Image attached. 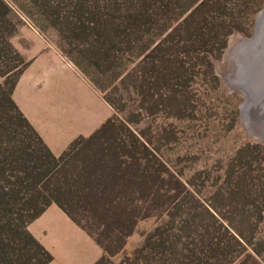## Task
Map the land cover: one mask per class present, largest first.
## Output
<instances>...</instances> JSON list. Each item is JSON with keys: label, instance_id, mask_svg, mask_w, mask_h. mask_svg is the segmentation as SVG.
<instances>
[{"label": "rangeland", "instance_id": "rangeland-1", "mask_svg": "<svg viewBox=\"0 0 264 264\" xmlns=\"http://www.w3.org/2000/svg\"><path fill=\"white\" fill-rule=\"evenodd\" d=\"M1 1L6 7L0 6V66L9 62L23 68L13 97L32 113L46 145L53 151L65 150L74 139L89 136L111 117H116L118 125L131 118L135 121L132 129L157 157L149 155L151 186L164 194L165 204L158 200L155 215L139 220L126 238L124 251L113 258L115 263L141 246L146 235L167 220L156 215L161 207H169L174 193L182 195L181 213L191 212L197 221L207 225L211 223L207 209L217 207L226 223V207L232 210V201L226 196V186L233 189L229 176L246 169L248 163L253 165L248 175L255 176L258 163L264 161V143L245 131L240 111L245 97L229 92L220 74L237 68L246 45L244 39L232 62L223 61L224 55L236 39L234 35L253 37L257 15L262 10L252 25L243 19L248 34L231 35L219 58L204 52L200 65L188 76H192L190 82L176 74L171 77L169 89L159 82L156 89L168 92L161 99L163 104L155 108L157 113L151 115L139 113L138 90L126 75L149 36L167 23H175L193 0H144L148 17L138 25L137 34L132 11L139 0ZM141 35L143 40L139 39ZM209 59L220 83L212 78ZM235 93L237 98L232 97ZM171 95L175 99L169 101ZM123 138L129 140L125 134ZM155 169H159L158 174H154ZM232 182L237 183L234 178ZM243 202L240 198L239 203ZM246 205L253 210L258 203L254 205L252 198ZM52 211L63 213L52 205L29 226L53 254L50 264H95L103 255L102 248L67 215L65 222L45 219L44 215L51 216ZM257 218L258 215L241 228L248 236L254 235L263 253L259 260L264 264V218L256 223ZM193 228L169 234L180 239L184 247L195 236ZM244 257L234 264H251Z\"/></svg>", "mask_w": 264, "mask_h": 264}, {"label": "trees", "instance_id": "trees-1", "mask_svg": "<svg viewBox=\"0 0 264 264\" xmlns=\"http://www.w3.org/2000/svg\"><path fill=\"white\" fill-rule=\"evenodd\" d=\"M0 6L6 7L1 0ZM145 6V1L139 0L133 7L134 34L148 17ZM263 8L264 0H193L175 23L171 21L149 36L126 75L138 90L139 113H157L155 108L163 104L161 99L168 92L156 89L159 82L169 89L174 74L190 82L192 76H188L200 65L202 54L208 51L219 58L231 35L248 34L243 19L254 24ZM149 18L151 22L152 16ZM209 61L212 78L220 83ZM19 66L9 62L0 66V264L53 262V254L29 230L51 205H57L102 248L103 255L95 264H234L244 256L251 264H262L263 253L254 235L248 236L241 226L257 215L256 223L264 218V161L257 162L255 176L248 175L253 167L250 163L229 176L233 189L226 186V196L232 201V210L226 207V223L217 207L207 209L211 218L207 225L191 212L181 213L182 195L174 193L171 201L167 200L169 207H161L156 215L165 216L167 223L156 226L141 246L115 263L113 258L124 251L126 238L139 220L155 215L158 200L165 202L164 194L151 186L149 155L157 157L132 129L134 120L118 125L116 117L89 136L77 137L55 155L13 98L23 73ZM232 97L237 98L238 93ZM174 99L171 95L168 100ZM157 172L159 169L154 170ZM233 178L237 183L232 184ZM180 186L186 189L183 182ZM252 198L258 205L249 210L246 201ZM192 226L195 236L184 247L169 234Z\"/></svg>", "mask_w": 264, "mask_h": 264}, {"label": "water", "instance_id": "water-1", "mask_svg": "<svg viewBox=\"0 0 264 264\" xmlns=\"http://www.w3.org/2000/svg\"><path fill=\"white\" fill-rule=\"evenodd\" d=\"M237 36L247 40L237 68L220 76L229 92L244 95L240 108L243 127L249 136L264 143V8L257 15L253 37Z\"/></svg>", "mask_w": 264, "mask_h": 264}, {"label": "crops", "instance_id": "crops-1", "mask_svg": "<svg viewBox=\"0 0 264 264\" xmlns=\"http://www.w3.org/2000/svg\"><path fill=\"white\" fill-rule=\"evenodd\" d=\"M19 82V81H18ZM18 85V84H17ZM17 87V86H16ZM15 90H16V88H15ZM15 92V91H14ZM14 98V97H13ZM14 100H15V102L17 103V105L20 107V109H21V111L23 112V114L26 116V118L30 121V123L33 125V127L36 129V131L40 134V136L43 138V140H44V142L46 143V141H45V139H44V136H43V134L40 132V130H39V128L37 127V124L35 123V121H34V118H33V115H32V113H30L29 111H26L22 106H21V103L19 102V99H15L14 98ZM93 133V132H92ZM91 133V134H92ZM90 135V134H89ZM47 144V143H46ZM48 145V144H47ZM51 149V148H50ZM52 150V149H51ZM64 151V149L63 150H61V151H53L52 150V152L55 154V155H60L62 152ZM52 206V205H51ZM57 206V205H56ZM58 207V206H57ZM48 209V208H47ZM45 213H47V212H45ZM44 213V214H45ZM55 213V214H54ZM64 214V215H63ZM53 215H56V216H58L57 218H54L53 217ZM46 218L45 219H48V220H50V219H58V220H61V221H63V222H65L66 220L64 219V218H66V214L63 212V213H59L58 211H52L51 212V216H47V214L46 215H44ZM68 217V216H67ZM69 218V217H68ZM70 219V218H69ZM30 230V229H29ZM31 232V231H30ZM32 233V232H31ZM33 234V233H32ZM34 235V234H33ZM45 246V245H44ZM46 247V246H45ZM47 248V247H46ZM48 249V248H47ZM49 250V249H48Z\"/></svg>", "mask_w": 264, "mask_h": 264}, {"label": "bare ground", "instance_id": "bare-ground-1", "mask_svg": "<svg viewBox=\"0 0 264 264\" xmlns=\"http://www.w3.org/2000/svg\"><path fill=\"white\" fill-rule=\"evenodd\" d=\"M234 37H236V39L232 40V38H234ZM232 38H231V40H232L231 47H230V44H229L228 50H227V52H226V54L224 55V58H223V61H226V62H228V61L232 62V60L234 59V56H235V53L237 51L238 46L240 45V43L243 42V41H241L243 39L241 37L237 36V35H234ZM231 40H230V42H231ZM246 42H247V40L244 39V43L245 44H246ZM243 51H242V53H243Z\"/></svg>", "mask_w": 264, "mask_h": 264}]
</instances>
